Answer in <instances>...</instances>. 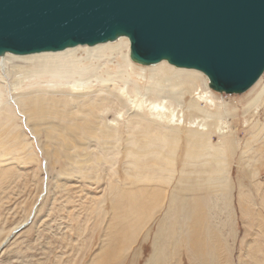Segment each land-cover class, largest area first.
<instances>
[{
  "label": "bare ground",
  "instance_id": "bare-ground-1",
  "mask_svg": "<svg viewBox=\"0 0 264 264\" xmlns=\"http://www.w3.org/2000/svg\"><path fill=\"white\" fill-rule=\"evenodd\" d=\"M7 54L10 56H6ZM0 56L2 77L7 75L9 66H17L23 72L17 74L19 86L29 87L30 90L36 86L34 93L37 91L40 94L42 92L38 88L47 86V91L52 93L51 95L61 93L63 98L60 96L50 105L41 96L42 98L35 99L36 107L29 105L24 108L28 119L42 120L41 123L47 126L49 141L54 146L56 144L60 146L59 149L55 148V158L62 159L66 166L70 165L81 175L85 167L83 160H93L97 163L106 160L103 156L93 154L91 146L94 148H100L99 145L106 146L102 149L107 152L113 151L112 155L115 157L114 148L119 142L118 122L115 119H107L108 110L102 109L103 102L108 101L101 95L102 87H108L106 85L116 82L117 78L130 80L133 71L140 76L142 72L143 74L146 72V78L152 80L151 85L146 87V93H150L155 99H147L146 105L139 102V112H133L131 117L126 119L127 135L121 138L124 143V155L120 162L122 164L121 171L118 172L119 180L121 179L123 184L128 182L131 186L136 181L149 182L150 186H144L142 189L146 192L148 188L149 192L146 193L151 196L167 193V188L163 184L167 186L170 181L174 183L169 191L164 216L159 224H156L152 252L145 264H168L169 256H173V249L178 250L181 247L191 253V259L199 261L197 264H211L208 258L211 256L214 258L217 250L225 247L224 233L218 226L220 224L215 221V210L219 209L220 205L229 207L231 203L235 187H232L229 170L226 168V152L234 151L237 140L233 139L231 132L224 131L222 127L214 128V123L210 122L215 115L220 118L219 111H210L206 106L200 105L199 101H204L205 104L209 101L215 105L218 98L209 88L207 82L210 80L203 72L194 68L175 66L165 59L155 63H144L148 68L139 65L141 62L135 67L133 62L136 60L131 57L129 40L124 35L93 45L78 44L57 51L23 55L5 52ZM13 60L28 62L30 65H20L12 62ZM256 82L257 80L248 87L249 93ZM54 86L56 92H52ZM111 86L114 88L112 84ZM201 86L204 90L199 93L197 89ZM62 87H65L66 91L62 90ZM262 88L261 86L250 102L259 97ZM204 92H208V95H204ZM158 94L163 98L157 97ZM184 94H188L189 97L184 106L188 117L186 119L182 108H179L180 112L176 115L178 110L176 112L174 106L168 108L165 100L168 97L170 104H173L172 97ZM1 95L2 92L0 103L4 105L0 104V109L8 114L11 111L8 109L7 94L3 93L5 99ZM127 99L133 101L130 97ZM66 100L71 105H68ZM124 104L125 102H122V106H125ZM224 104L225 101H221L217 105L219 107ZM13 125L16 126V123H13L10 113L5 121L0 122V151L8 149V146L6 147L8 143L5 142L10 143V150H16L19 144H23L20 132ZM182 125L183 132L180 130ZM212 133L218 136L216 143H212L210 139ZM247 161L239 158V162ZM174 162L179 164V168L174 167ZM113 164L115 163L112 162L110 168H113ZM175 172L178 174L173 177ZM111 183L116 188L117 178L114 177ZM119 191L125 198L124 201L117 199L111 203L113 224L107 233L108 248L103 250L104 256L96 264H121L124 261L122 260L124 250L127 249L124 243L127 245V237L131 232L134 200L130 197L132 189ZM242 193L241 189L239 202H243ZM156 205L155 201L151 208L154 209ZM242 207L241 205L240 210ZM242 211H246V207ZM121 221L126 224H118ZM20 224L11 229L12 233ZM7 238L0 243V247ZM121 239H124L123 243ZM117 258L120 260H116ZM134 263L135 260L130 258L128 264Z\"/></svg>",
  "mask_w": 264,
  "mask_h": 264
},
{
  "label": "rangeland",
  "instance_id": "rangeland-1",
  "mask_svg": "<svg viewBox=\"0 0 264 264\" xmlns=\"http://www.w3.org/2000/svg\"><path fill=\"white\" fill-rule=\"evenodd\" d=\"M12 62L30 65L21 60ZM138 63L133 62L135 67ZM139 65L144 67L146 64ZM18 73L23 72L17 66H9L7 75L3 77L0 71L1 96L5 99L7 94L8 109L11 111L7 114L0 109V122L5 121L10 113L13 123H16L13 127L20 132L23 142L16 150H10V143L5 142L8 143L6 145L8 149L0 151V243L8 237L0 247V264H96L104 256L103 250L108 248L107 233L113 224L111 203L117 199L124 201L125 198L119 189L123 191L132 189L130 197L134 200L131 232L127 237V245L124 243L127 249L124 250L122 259L124 261L121 264H128L130 258L135 260L134 264H145L152 252L156 224H159L167 209L169 191L174 181H170L167 186L163 184L167 188V193L151 196L146 193L149 192L148 188L146 192L142 189L144 186H150L149 182L136 181L132 186L128 182L123 184L118 174L124 155V143L121 138L127 135L126 119L128 120L133 112H139V102L146 105L147 99H155L153 95L146 93V87L151 85L152 80L146 78V72L144 74L142 72L140 76L133 71L130 80L117 78L114 84L102 87L101 95L108 100L103 102L102 109L108 110L107 119H115L118 122L119 142L114 148L115 157L112 155L113 151L107 152L102 149L106 146L99 145L100 148L91 146L93 154L103 156L106 160L99 163L83 160L85 167L81 175L70 165L66 166L62 159L55 158V148L59 149L60 146L56 144V147L49 141L47 126L41 123L42 120L28 119L24 108L29 105L37 106L35 99L42 98L41 96L49 105L63 96L61 93L51 95L52 93L47 91V86L38 88L41 94L37 91L34 93L36 86L31 87V90L29 87L19 86ZM257 82V86L254 84L250 93L247 88L240 93L226 94L213 90L209 81L207 82L209 88L218 97L216 103L212 105L209 101L206 104L199 101L201 106H206L210 111L220 112V118L215 115L210 119V122L214 123V128L222 127L224 131L231 132L233 139L237 140L233 152L226 150V168L229 170L232 187H235L231 203L229 207L220 205L221 207L215 210V221L220 224L218 226L224 233L225 247L218 246L214 258L213 256L208 258L211 264H264V71ZM261 86L263 91L259 97L250 102ZM203 90L201 86L197 92L201 93ZM52 92H56L55 86ZM203 94L208 95V92ZM128 97L133 101L128 100ZM157 97L163 98L161 94ZM188 99V94L172 97L173 104H170L167 97L166 106L168 108L174 106L176 112L178 110L176 115L180 112L179 108H182L186 119L188 117L184 106ZM221 101H225V104L218 107L217 104ZM66 102L71 105L68 100ZM122 102H125V106H122ZM180 130L184 131L183 125ZM210 139L212 143H216L218 136L212 133ZM239 158L248 161L242 163L239 162ZM112 162L115 164L110 168ZM173 165L179 168L177 162ZM175 174L178 173H173V177ZM114 177L117 178L116 188L111 183ZM238 188L242 189L243 202H239L241 189L237 190ZM155 201L157 205L152 209V203ZM241 205L242 210L246 207V211L240 210ZM19 223L21 224L12 233L11 229ZM121 223L126 224L118 222ZM123 240L121 239L122 243ZM172 255L169 256L168 264L199 262L191 259V253L182 247L178 250L173 249Z\"/></svg>",
  "mask_w": 264,
  "mask_h": 264
},
{
  "label": "water",
  "instance_id": "water-1",
  "mask_svg": "<svg viewBox=\"0 0 264 264\" xmlns=\"http://www.w3.org/2000/svg\"><path fill=\"white\" fill-rule=\"evenodd\" d=\"M119 35L134 60L200 70L221 93L246 90L264 71V0H0V55Z\"/></svg>",
  "mask_w": 264,
  "mask_h": 264
}]
</instances>
